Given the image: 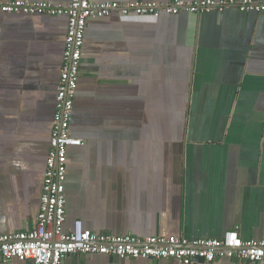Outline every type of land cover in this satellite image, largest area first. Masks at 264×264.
<instances>
[{
  "label": "crops",
  "instance_id": "obj_1",
  "mask_svg": "<svg viewBox=\"0 0 264 264\" xmlns=\"http://www.w3.org/2000/svg\"><path fill=\"white\" fill-rule=\"evenodd\" d=\"M66 29V16L0 9V234L40 211ZM70 131L82 144L68 149L65 230L264 240V12L88 20ZM60 264L183 263L72 253Z\"/></svg>",
  "mask_w": 264,
  "mask_h": 264
},
{
  "label": "built area",
  "instance_id": "obj_2",
  "mask_svg": "<svg viewBox=\"0 0 264 264\" xmlns=\"http://www.w3.org/2000/svg\"><path fill=\"white\" fill-rule=\"evenodd\" d=\"M233 6L242 12H264V2L254 0H171L165 4L125 3L117 1L71 0L55 4L49 1H0L4 12L66 16L67 29L62 52V67L57 85L55 111L52 119L50 147L43 175L40 211L32 228L0 234V260H30L32 264H60L68 254H102L121 259H174L183 264L217 257L264 262V240L242 239L236 230L220 238L183 236L111 235L96 233L76 220L70 230L66 221L65 181L69 147L80 146L82 140L70 131L76 95L81 52L87 21L116 13L120 18L157 16L160 12L177 13L185 10L199 14Z\"/></svg>",
  "mask_w": 264,
  "mask_h": 264
},
{
  "label": "water",
  "instance_id": "obj_3",
  "mask_svg": "<svg viewBox=\"0 0 264 264\" xmlns=\"http://www.w3.org/2000/svg\"><path fill=\"white\" fill-rule=\"evenodd\" d=\"M200 261H203V259H199ZM246 263H249V261H246Z\"/></svg>",
  "mask_w": 264,
  "mask_h": 264
}]
</instances>
